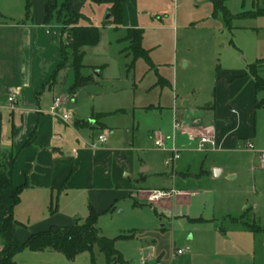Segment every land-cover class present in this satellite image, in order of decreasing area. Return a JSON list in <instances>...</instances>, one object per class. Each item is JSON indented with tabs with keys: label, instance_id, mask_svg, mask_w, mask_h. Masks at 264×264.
<instances>
[{
	"label": "crops",
	"instance_id": "obj_1",
	"mask_svg": "<svg viewBox=\"0 0 264 264\" xmlns=\"http://www.w3.org/2000/svg\"><path fill=\"white\" fill-rule=\"evenodd\" d=\"M49 1L57 2L59 6L62 2L30 0L29 9L28 0H0V161L15 156L14 182L25 185L20 202L14 208V234L25 241L32 233L48 230L53 225H73L77 221L58 214V204L56 211H52V202L59 203L57 201L63 195L68 197L76 192L86 198L88 214L90 206L100 211L103 208L97 203L102 204L105 200L110 203L119 195L115 187H131L130 182L123 180L124 172L125 177L143 179L151 171L167 177L173 187L144 189L176 191L172 197L160 201L164 206L174 199L181 205L189 204L191 196L200 193L231 194L232 190L223 187L217 180L225 176V180L235 179L236 183L239 179L234 189L237 191L235 197L241 194L235 207L239 214H234V209L228 207L224 216L233 219L236 226L223 232L225 235L229 232L236 234V243L254 244L255 233L264 232V167L260 161V153L264 151V106L257 107V102L264 99V89H257L256 78L249 71V65L262 60L257 73L264 80V25L257 22L258 18H264V0H257L256 8L237 15L248 19V22L233 26L238 34L241 32L240 39L248 31L257 34L249 35L246 43L248 50L236 38L242 54L229 53L223 57L222 65L216 64L213 69H207V75L201 78L186 74L179 78L177 63H174L172 76L161 70L166 62L157 60L155 56L162 46L155 43V37L151 39L148 36L146 29L149 26L141 22V10L145 16V12L151 11L150 4L147 0H123L120 24L127 31L122 39L125 40L129 28L144 30L142 45L149 51L151 61L147 62L155 70V85L142 87L145 76L139 80L134 54L127 50V56L133 57L130 69L134 68V76H127L126 86L112 83L98 90L95 88L99 79L73 88L76 74L74 84L66 88L65 81L59 80L61 69L52 79L61 62L62 22L56 13L46 22ZM69 1L71 10L82 18H88L83 12L85 5L97 2ZM151 1L155 3V0ZM191 63V59L183 56L181 73L187 71ZM120 64L122 68L121 61ZM99 67L102 69L95 72L97 78L102 77L105 69ZM198 79L200 83H197ZM111 80L115 81L116 77ZM85 88L89 91L83 97ZM124 91L130 92L126 102L121 94ZM13 92L16 93L15 103L9 101ZM67 92L76 95L69 102H64L65 108L73 113L74 126L48 112L54 98ZM150 95L155 100H151ZM128 110L132 112L129 125L119 126L112 116H126ZM149 112L155 117V129L151 132L154 143L157 135L164 138V147L155 144L160 148L156 151L160 152L164 161L160 165H147L145 161L146 166L138 163L142 167L140 171L133 150L121 146V143L128 133H131L135 143L143 115L148 120ZM177 122L180 126H176ZM206 131L213 136L214 143L206 142L201 147L200 138L193 135ZM100 133L107 134L106 142L98 140ZM247 141L254 144V149L247 148ZM174 148L179 149V157L167 163ZM202 182L205 185L202 186ZM214 182L216 185L213 186ZM192 185L195 187L191 188ZM136 191L133 188L130 193ZM245 217L253 218L254 223L244 221ZM257 217L260 224L255 223ZM191 219L210 221L203 216ZM4 244L5 240L0 235V250ZM194 251L184 259H165L158 254L149 264L255 263L250 259L242 261L238 255L231 258L224 253H206L197 248ZM56 252L52 249H25L14 257L15 264H52L50 261L56 258L61 261Z\"/></svg>",
	"mask_w": 264,
	"mask_h": 264
},
{
	"label": "rangeland",
	"instance_id": "obj_2",
	"mask_svg": "<svg viewBox=\"0 0 264 264\" xmlns=\"http://www.w3.org/2000/svg\"><path fill=\"white\" fill-rule=\"evenodd\" d=\"M256 2L257 0H223L222 6L216 7L213 0H155V3L147 0V3L150 4L148 6H151V11L145 12L144 16L141 10V22H145L149 26L146 29L148 36L151 39L155 37V43L162 46L155 57L157 60L168 64L163 63L161 70L172 76L174 63H177L179 78L183 74L201 78L207 75L205 72L207 69H213L216 64L222 65L223 57L229 53L242 54V49L239 47L236 38L241 40L248 50L246 43L250 38L249 35L255 36L257 34L248 31L243 39H240L242 38L240 37L241 32L238 34L233 26L249 21L237 15L242 11L256 8ZM58 7L60 6L58 5ZM224 8L232 15L230 20H228ZM111 10L112 3L109 1L88 2L83 9L88 18L80 19L78 24H95L100 28L101 36L97 45L85 46L80 49L81 52L84 50L85 54L82 61L81 78L78 81L79 86L95 79H99V84L97 86L96 83L94 84L96 90L106 88L112 83L126 86L127 76L129 75V78L134 76V68L130 69L133 57L126 54L127 50H130L127 47L130 43L122 39L127 30L117 21L116 15H111L109 20L106 19L109 13L112 14ZM257 12L261 11L258 10ZM63 19L66 21L65 15ZM64 20L61 21V36L65 45H68L72 41L71 35L74 25L65 24ZM257 22L264 25V18H258ZM67 51L68 60L62 66L59 76V80L65 81L66 88L75 82L72 49L67 48ZM183 56L191 59L192 63L187 71L181 73ZM212 58L216 59L212 60ZM94 65H98V67H94ZM99 66H103L105 69L102 72V77L97 78L95 72L102 69ZM136 69L139 80L145 76L141 84L142 87L155 85V70L144 58L136 60ZM112 77H116L113 82ZM197 83H200L199 79ZM88 91V88L84 89L83 97ZM199 92L200 90L197 92V98H199ZM121 94L122 99H125L126 102L130 92L124 91ZM57 96H60L64 102H69L76 97L75 93L72 92ZM150 99L153 100L154 97L151 96ZM128 113L126 116H112L114 117L113 120L119 126H128L132 112L128 110ZM142 113L146 114L145 111ZM149 115L150 119L148 120H146L147 116L143 115L142 127L136 132L135 143H133L131 133L124 135L125 138L121 143L123 147H130L136 156V163L142 162L144 166H146L145 163L147 165L149 163L160 165L164 161L160 152L156 151L160 148L155 146L154 137L151 135L152 130L155 129V117L153 118L150 112ZM221 161L224 160L221 159ZM139 164L137 166L141 171L142 167ZM126 172L129 173V171ZM123 176V180L130 182L131 187L125 188L124 185H118L114 189L117 188L119 195L112 202L109 203L105 200L102 201V204L97 203L100 208H103L97 211L99 213L97 227L102 235L112 238L120 234H134L131 238L117 239L115 242V247L132 264H141L142 260L149 264L153 261V257H157L158 254H162L165 259H184L194 254L195 248L206 253L228 254L231 258L238 255L242 261L250 259L255 261L254 264H264V232L255 233V243L252 245L246 242L243 244L236 243V234L229 232L225 235L223 232L224 229L228 231L229 228L236 226L233 219L224 216L226 214L225 209L228 207L234 209V214H239L235 207L241 194H238V198L234 196L235 192L237 193L234 189L237 187L236 183L239 179H236V183L235 179L225 180V176L217 180L218 182L221 181L223 187H229L228 189L232 190L231 194L200 193L191 196V203L189 204L181 205L174 199L172 203L164 206L160 204V201L164 199L150 200L152 190L144 188L173 187L172 181L168 180L167 177L153 174L151 171L147 172V177L143 179H134L133 176L125 177V172ZM201 185H205L204 182ZM212 185L214 186L216 183L214 182ZM194 187L195 185L191 186V188ZM133 188L138 193L136 191L131 194L130 191ZM197 188L199 187L197 186ZM227 200H230L229 204H227ZM57 202H59L57 203L59 205L58 214L70 216L74 222H84L88 216V204L81 193L74 192L68 197L63 195ZM55 205L56 202H54ZM110 207L112 208L109 210ZM198 216L209 218L210 221L202 222L191 219ZM255 220L256 224H260L258 217ZM244 221L254 223V219L251 217H245ZM179 248L187 249V251L183 254H177ZM94 251L96 264H108L97 245ZM56 253H59L61 261L56 258L54 261H50L52 264H92L90 252H83L74 259L67 258L61 252L57 251ZM246 264H249V261Z\"/></svg>",
	"mask_w": 264,
	"mask_h": 264
},
{
	"label": "trees",
	"instance_id": "obj_3",
	"mask_svg": "<svg viewBox=\"0 0 264 264\" xmlns=\"http://www.w3.org/2000/svg\"><path fill=\"white\" fill-rule=\"evenodd\" d=\"M97 2L109 1L112 3V15H116L117 21L121 23L123 17V0H96ZM216 7H221L223 0H213ZM57 2L49 1L46 7V22H49L56 13L58 19L65 24H73L72 41L65 45L63 38L61 39V53L63 60L58 65L52 79L56 78L57 73L68 60L67 48L72 49L73 63L77 82L73 88L79 86L81 78V68L83 67V57L85 51L80 49L85 46H95L100 40V28L96 25H80L79 20L82 16L71 10L69 0H62L60 7ZM27 7L30 9V0ZM226 16L228 20L232 15L226 8ZM110 19V18H109ZM108 19V20H109ZM144 30L142 28H129L125 40L129 41V48L134 54V60L144 58L150 62L149 51L142 45ZM262 60L249 65V71L256 78L257 89H264V80L258 75L257 68ZM53 84V82H51ZM40 93V91H39ZM264 106V99L257 102V107ZM15 156L7 157L0 161V235L5 240L3 248L0 250V264H15L14 257L25 249L43 250L52 249L62 252L69 259H74L83 252H90L92 264H96L95 246L104 254L108 264H129L123 254L115 247L117 239H128L134 234H121L117 237H108L102 235L97 227L99 213L93 206L89 207V214L84 222H76L73 225H53L48 230L32 233L25 241L19 239L13 232V224L15 223L14 208L20 202L21 192L25 185H17L13 179V164ZM56 202V201H54ZM51 203V209L56 211L57 203L54 206ZM112 207L109 208V210Z\"/></svg>",
	"mask_w": 264,
	"mask_h": 264
},
{
	"label": "built area",
	"instance_id": "obj_4",
	"mask_svg": "<svg viewBox=\"0 0 264 264\" xmlns=\"http://www.w3.org/2000/svg\"><path fill=\"white\" fill-rule=\"evenodd\" d=\"M9 101L11 103H15L16 101V93L13 92L9 96ZM52 116L58 117L62 119L67 124L74 126L75 119L73 116V113L71 110H68L65 108L64 101L60 96L55 97L53 100L52 105L50 106V109L48 111ZM176 126H180V123L177 122ZM193 137H199L200 138V146L203 147L206 142H212L214 143L213 136L209 134L208 131L206 132H199V134H194ZM98 140L100 142H106L107 141V134L100 133L98 134ZM155 144L159 147H164V138L161 135H157ZM247 148L254 149V144L251 141H247L246 143ZM179 157V149L174 148L173 149V155L167 159V163L174 162ZM260 161L261 165L264 167V151L260 153ZM175 189H154L150 193V200L157 201L160 199H163L165 197H170L175 193ZM187 251V249H178V253H184ZM141 264H146V261L142 260Z\"/></svg>",
	"mask_w": 264,
	"mask_h": 264
},
{
	"label": "water",
	"instance_id": "obj_5",
	"mask_svg": "<svg viewBox=\"0 0 264 264\" xmlns=\"http://www.w3.org/2000/svg\"><path fill=\"white\" fill-rule=\"evenodd\" d=\"M111 15H112V14H111V13H109V14L107 15V17H106V18H107V19H109V18L111 17Z\"/></svg>",
	"mask_w": 264,
	"mask_h": 264
}]
</instances>
